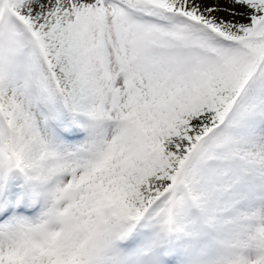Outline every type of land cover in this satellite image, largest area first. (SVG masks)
<instances>
[{
  "label": "snow or ice",
  "instance_id": "1",
  "mask_svg": "<svg viewBox=\"0 0 264 264\" xmlns=\"http://www.w3.org/2000/svg\"><path fill=\"white\" fill-rule=\"evenodd\" d=\"M0 264H264V0H0Z\"/></svg>",
  "mask_w": 264,
  "mask_h": 264
}]
</instances>
